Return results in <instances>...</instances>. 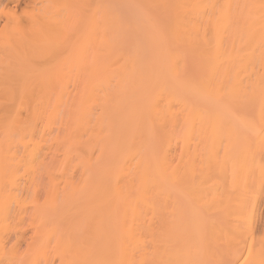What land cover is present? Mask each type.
Instances as JSON below:
<instances>
[{"label": "rangeland", "instance_id": "rangeland-1", "mask_svg": "<svg viewBox=\"0 0 264 264\" xmlns=\"http://www.w3.org/2000/svg\"><path fill=\"white\" fill-rule=\"evenodd\" d=\"M145 1L146 0H22L20 3H17L15 1L14 3L10 2L9 0H0V264H30V261L31 264H94V260L98 263L101 256L99 255V253L103 254V252H105V249H102L104 250L102 252L100 246L101 248H109V243L111 242L112 237L115 234V227H113L115 225L114 222H111L114 221L115 216L113 214L112 217L110 214V216L108 214L106 216V227H108L107 229L109 230L108 232L106 231L105 236H111V239L108 236L105 238H109L110 240H108L110 242L105 239L103 240L104 242H102L104 245L102 243L98 245V242L96 241L94 243L93 240L96 237L95 235H93V232L96 228L95 207L97 208L98 206H100L102 209L104 207V212L107 210V208H109L107 212H110V205L112 203V200L107 202L106 198H104L103 200L99 199V202L103 201L101 203L97 202L101 205L95 203L96 200L98 201V199H94L96 198V192L94 191H96V187H98L99 185L101 189L102 184L104 186V181L107 178H103L104 181L102 178H99V180L97 174L99 175L100 172L103 173L105 171L107 174H109L118 165L130 161L128 156V154H130L129 149L130 147H134L132 146L133 144L136 146V141L138 143V140L140 142L135 148L136 150H138V154L134 158H138L139 163H141V157L139 158V156H142L141 154H139V151L141 150L144 154H148L151 151V154L154 156H152L151 154H148L147 156L148 158H150L151 155V158L153 157V159H155H152L153 161L157 160L154 152L158 153L157 157L161 154L165 155L167 151L172 152H168L167 155H169L170 153L171 157H174L173 160L175 159L174 162L176 161L175 165L178 166L176 167L178 169L177 171L178 173L180 172V174L177 173V175H179V180H177L178 185L176 187L175 194L172 197L173 199L175 197V201H177V203H175L176 205L174 204V207H176V209L174 210V214L175 217L179 216L178 218L176 217V219H179V221H176L179 224L176 225L179 226L181 230L183 226H185L182 233H179L178 235V238L181 235H184V237H180L182 239H178V246H180L182 242H184V238H187L188 236L189 237L188 239H185V242L187 244L191 243V245L189 244V246L195 245L197 243L196 240L199 241V239H197V233H200L202 231V235H199V237H202L200 238L201 240H203L204 249L203 247H200V245H202L200 243H197L200 245L194 246L195 248L197 247L196 252H198V254L196 256V261H198L199 264H201L200 260H202V264L206 263V261H203V258L207 256L205 251L206 248L209 251V254L217 252V250L215 249H222L221 240L224 241V236H220L222 238L221 239L219 236L217 237L218 233L217 235H214L212 233L216 234V232L220 229L219 224L223 225L224 227L226 225H235L234 217H229L230 220L227 218L229 221H231L232 219L234 220L232 221V225L229 224L230 222H227V219L225 218L230 208V211L232 210L231 212L235 213L234 206H237L239 208V205H242V208H244L245 217L247 216L246 213L251 209L249 212L252 214L248 212L250 216L248 215L249 217L247 216V218L245 219L250 220V224L254 220V223L251 224V227L253 228L252 231H255L254 233L251 232L250 225H246L244 223V226H242L243 229L244 227H246L244 231L246 229L250 230L249 232L248 230L245 232L243 231L244 233L248 232V235H252L255 237L258 236V232L261 234V236L262 233L264 235V181L262 180L264 179V166L262 167L264 163H261L264 161V116H259L258 114L254 115L256 112H253V105L250 104L249 101L245 100V97H242V99L244 98L243 100L240 98L242 100L241 102H238L239 100L235 98L236 100H231L232 103L231 101L229 103L232 111H235L233 114L238 115H233L232 113H230L228 114V116L227 114H224L225 116H223L222 114L212 115V117H210L209 115H204L206 117H202L203 115L199 116V114L197 113L196 116L195 113L194 116H187L189 114L183 115L184 112L180 111L182 110V104H180V108L178 106V104L181 102L175 101L179 103L173 102L172 104H174L175 108H171L172 111H177V113L175 112L177 115L175 118V126L177 125V127H174L177 128V130L174 129V137H177L176 140H172V142L169 143L172 145H166L168 144L167 142L169 137L167 135V132H165V134L164 131L161 132V130L163 128L166 129L167 127H161V125L156 123L157 119L153 118V116L155 115L151 111L152 109L150 108V106L152 107L151 104L154 101L158 105L164 103L163 101L166 96L171 94V92L174 90V92L176 91L175 94H180L182 96L184 95L185 98L192 101H196V99H198L195 105L199 104V107L197 105L195 106L193 103V105L195 106V111L200 109L201 106L203 107L204 101L203 105L200 104L202 102L201 98H203V93L201 95H198L199 98L197 97V95H192V97H190L191 94L188 93L187 90L193 91V88L197 90V86L199 85V87L201 86L200 89H202L200 91V89L198 88V93H201L204 88L203 86L206 85L205 83L210 81L211 77L209 76L211 75H207V73L211 74L209 73L211 69H209L210 66H208L209 60H206V58L209 59L210 53H208L209 55L207 53L205 54L206 49L199 46V44L195 49H193V47L195 46H189L188 49V46L185 45H191L189 44L191 41L188 40L189 43H187V38L184 36H180L181 38L177 36V39H182V41L180 40L179 43L176 41L175 36L177 32L175 29V20L172 22L174 12L170 13L171 15L173 14V16L170 18L169 10L171 9V11L176 12L179 11V9L176 10V8L178 7H173L175 9H172V6H178V0H176L173 4H171L172 2H170L168 5H164L161 1L158 2L159 0ZM244 1L241 0L243 4L248 2L250 5L252 3L250 5L252 7H250L248 4L242 6V8H244L243 11L241 10L242 18L241 16H239V20L236 19L237 23L242 21V25L241 23H239V25L235 22L236 25H234L233 28L237 34L236 37H233L234 42H237L234 43L235 48L237 47V51L239 50L238 48H240L241 54L246 53V50L247 53H252L251 49L255 50L253 46L249 47V45L254 43L255 40L252 41V38L255 37H249L250 35H248L249 40H247V37L243 42L245 38L244 36H247L248 31L247 33H245V31L242 30L241 32L240 30L241 28L249 30L248 28L250 27L249 25L252 20L251 17H259V11H257L259 9L254 8H257V6L259 8L260 4L264 0H255L257 4H255L256 2L253 0L254 4L256 5L254 6V8L252 0L251 3L250 0ZM259 1L261 2L260 4ZM149 3H151L152 5ZM263 4L264 2L261 4V6ZM247 7L248 9H246ZM243 12H245V14ZM42 14H45L48 19L49 28L47 35L43 38L40 34H38L36 44L37 46L31 45L28 42H24V46L20 47V45L18 44L20 35L18 31L16 32L15 28L16 25H18L17 19H21L20 25L18 26L26 29V27H29V21L31 20L32 16L37 19V21H42ZM178 14H180V12L175 13V16H177ZM250 14H252L253 16ZM243 15L246 18L244 19L245 21L248 18L251 19H249L248 24H243V22H245L244 20H242L244 18ZM29 16H31L30 19ZM173 19H176V17H174ZM106 24H108V26H106L107 29L104 26ZM173 25L175 28L173 27ZM171 27L174 28V32L176 33H173L171 31L173 29ZM109 29L116 31L115 33L114 31H111V33L113 34L111 35ZM106 30L109 31V33H107ZM104 31H106V34H103ZM99 33H101L102 36H100ZM241 33H243L244 36ZM108 35H111L112 37H108ZM96 36L99 40V44H102V42L104 43L105 41H110V38L112 39L115 36V38L111 40L112 42H115V45L114 43H111V48L106 47V50L107 48L109 49L107 50L108 52L103 51L105 48L100 49L98 47L99 50H97L99 54L96 55ZM245 42L249 43V45ZM245 44L246 47H244ZM240 46L245 48L246 50L244 51V49H242ZM248 47L250 50H248ZM119 48L121 51L119 50ZM197 48L201 51H199ZM30 49L31 51L33 49V53H35L36 55L30 57ZM115 49L116 52L118 51L117 53L115 52ZM204 49L205 51L202 52V50ZM263 50L264 48H258V51L260 52H257V54L263 52ZM241 51H243V53ZM106 52L109 53V56L112 53L116 55H113L111 61L108 60L110 59L108 58L109 56H106V58L108 59L105 60V55H107ZM166 54L168 56H166ZM102 55L104 57L102 61H100V57H102ZM199 55L201 57H199ZM96 56L97 60L99 59V62H97L98 65H101V67H99L100 69H98V74H96ZM126 56L128 60L126 59ZM202 56H205V59ZM124 57L125 61H130L129 64L132 66H126L127 62L124 61ZM104 60L108 64L110 62L108 66H111H104ZM204 60L208 63H204ZM121 61L123 62V64L121 63ZM101 62H103V64H99ZM206 64L209 68L205 66ZM120 65H122L123 68H121ZM117 67H119V69H117ZM128 67H130V69ZM123 69H125V71H123ZM128 69L133 71L129 72ZM109 70H111L112 72L114 71L116 75L114 73H110ZM118 70L123 71V74L121 75V72ZM256 70H254V73L259 75L264 72L261 67H259L258 69V66L256 67ZM139 71L141 74L138 73ZM241 72L244 74H242ZM124 73H128L131 76L133 73L136 74H133L134 76L132 77L127 74V77L129 76L127 78L126 74ZM250 73H252L251 77ZM113 74L114 76H116V78L113 76ZM138 75H141L140 77H142V82L144 83H142V85H144L143 88L140 85L141 80L138 79ZM206 75L209 77H207L208 80H206ZM238 75H240L241 80L245 78L247 79V77H249V80L247 79V82L251 83H254L257 77V75H253V71H248L247 73V71L244 70H240ZM109 77L111 78L110 80L112 82L109 81ZM133 77L135 78V81L136 79H138V81L136 82H140L135 83V81L131 82V80H123L126 78L134 80ZM127 81L130 83H128ZM115 82H117V84L119 83V85L115 84ZM243 82L245 83L243 84L244 86H248V83L246 84L245 80H242V83ZM125 83L128 84H126L128 87L125 85ZM134 83L136 85L139 84V86H137L136 88V85H134ZM251 83H249V85H251ZM120 84L124 86H121ZM115 85L119 86L120 89L123 88L122 90H125L126 93L125 91L124 93H122L123 91H121ZM130 86L131 91H129ZM189 87L192 88L188 89ZM248 87L251 88V86ZM140 88L142 89V92L141 90H139ZM132 89L134 90V94L131 93L133 91ZM116 90L121 91L123 96L129 95V97L132 99L134 97V100L138 98L136 96H138L137 94H139V92L140 94H142L139 95V99L135 100L136 102L134 100H130L128 96L125 97L126 99L128 98V101H133L128 102L127 100H124L123 96V99L121 98V96H117L118 93L116 94ZM136 90L137 93L135 92ZM165 90L169 91L162 93L161 96L158 95ZM170 90L172 91L170 92ZM127 91L129 92V94H127ZM150 92L152 95L150 94ZM121 93L119 92L120 95ZM187 93L190 95H185ZM113 94L116 95V97ZM164 95L165 97H162ZM158 96H160L162 102L157 98ZM194 96L197 98H194ZM92 97H94L93 100L96 99V102L95 100L92 101L94 106H92V102H90L92 100ZM118 97H120L122 100V104H120V106L116 105L115 103L116 100H118ZM45 98H47V100L49 101L47 109L42 107V103L44 102ZM63 99L64 101H62ZM173 100H170L169 102ZM66 101L69 104V106L68 104H66L67 107H69L68 109H66L67 107L64 104ZM87 101L91 103L90 113L91 118L94 121V123L91 124V127L93 128H90V132L91 130H94V132L96 131V120H101L102 126H108L107 123L110 124V119L112 118L111 116L113 115V113L118 114L117 112H120V107H123L122 111H124H121L122 113H120L125 115L124 116L119 113L120 115L118 114L115 116L116 118L117 116H119L118 118L121 117L120 119L122 121L120 119H115L112 122V125H109L111 127V133H115L114 136H112L111 138L110 135L106 134V137H109L110 140H107L105 142L100 141L97 148L96 144H94L93 141L90 140L93 139V137L91 138L93 134H95L94 136H96V132L98 131L99 133L100 126L95 133L92 134L91 132V135L87 130L91 139H89L87 131H79V135L77 130L80 129L71 130V128L75 129L76 127L74 126L75 115H73V113H75L78 109V105L80 102L86 103ZM124 101H126V103ZM242 102H245L243 104L248 103V106H246L247 104L243 105ZM119 103H121L120 100ZM123 104L128 106H125L124 108ZM233 104L236 105L237 108L232 107ZM249 104L251 105V107H249ZM112 105H116V108L114 107V109L117 110L119 108V110L111 111L112 115L110 116L111 113L109 110L113 109ZM108 106H111L112 108ZM244 108L249 109L248 113H245L246 109L244 110ZM251 110L254 114L252 112L250 113ZM241 111H243V114L241 113ZM107 112H109V115H107ZM68 114H70V116L72 117H70L71 119L74 118L72 121L73 123L70 121L72 124L68 122V119L70 120ZM131 114L132 116H129ZM62 115H64L63 117H65V115L67 116L66 121L68 122H66L64 130L60 127V122L63 118ZM122 116L124 117L122 118ZM148 116L152 120L154 119V124H156L157 126L150 124L152 123V120L149 121L150 118ZM130 117L133 118L130 119ZM177 117H179V119H177ZM134 120L137 122H135ZM144 120H146V123L143 122ZM176 120L178 122H176ZM184 120L190 123L185 124ZM69 123L73 125H70V130L68 129ZM145 124L148 125L145 126ZM45 126H48L50 128L48 131L49 135L47 136L48 143L46 144L43 141L39 140L41 142L40 145V142L38 143L37 140V142L31 141L34 129L41 130L44 129ZM156 127L159 128L157 129ZM65 128H67L66 131L68 132H65ZM155 130L157 132H151ZM74 131H77L76 133L80 136L79 138H83V133L87 134V137H84L81 140L79 139L80 141L76 139V142L74 140L75 138L71 140L73 137H70V139L68 138L69 136H65L66 133L73 134L72 132ZM63 132L65 133L63 134ZM77 134H74L75 137H78ZM64 137L66 141L68 139L71 140H68L70 144H74L71 142H75L77 146L78 144H80L79 146L83 147L81 149V147L77 148L75 144L74 146L72 145V150L71 148L69 149L71 150V154L73 151L78 150V152H74L73 155L69 154V156H71L69 160L73 162V158L77 156L75 155L77 153L78 155H80V157H87L89 155V157L91 156L93 160L92 162L94 163L96 169L94 168L91 173H85L84 167L79 164L82 167L81 169V167L78 165L79 162H76L82 158L79 159L78 156V158L75 157V160L77 159L76 161L74 160L75 164L67 160L69 156L65 151L68 150H60L61 147L64 146L61 142L63 140L61 138ZM146 138L148 142L146 141ZM95 139L94 142L96 143ZM165 139H167V142H165ZM66 141L65 144H68V142ZM78 141L80 143H78ZM142 142L143 144H145L143 145ZM91 143H93V145ZM67 144L64 146V149H68L69 146H71L70 144H68L67 146ZM141 144L146 149L141 148V146H139ZM92 146L95 147L93 148ZM164 146L172 147H168L167 149H165ZM229 146L231 150L229 149ZM74 147L76 148L75 150H73ZM143 149L147 151L145 152V150ZM128 150L129 153L127 152ZM36 151L39 154L37 153L36 155ZM41 152L43 153V156H45L44 154H46L45 158H40V156L42 155ZM62 152H65L64 155ZM79 152L81 154H79ZM251 152H253V154ZM32 154L36 155V157L40 154L41 155L38 156L39 159L38 157L31 159L29 156H31ZM144 154V158L142 157V161L146 159V154ZM235 154H237L238 157H241V159L239 158L240 160H238V157ZM250 154L251 156H249ZM232 155L236 156L234 160ZM228 157L231 159H229ZM250 157L254 158L251 159ZM226 158L230 160L228 164L226 163V166L229 165V168L225 167L226 170L228 169L227 171L224 168L225 161L227 160ZM152 160L147 159L145 163H149ZM254 160L258 163V165L256 163V166H254ZM234 161L237 163H234ZM239 161H242V163L239 164ZM232 162L234 165H231ZM66 163H69L70 165ZM249 163L252 164V167H257L256 169L259 168V171L248 167L250 166ZM60 164L61 166H64L63 170L66 169V171L64 172L67 175L62 173L63 170H60ZM65 165H68L69 167L73 166L72 168L66 166L67 168H69L70 172L67 171L68 169L65 167ZM186 166L187 171L189 172L185 171ZM231 166H237L239 169L241 168L240 171L237 170L238 168L236 167L237 169L235 170V172H237V175H243H235V172L231 171ZM235 167L233 168V170L235 169ZM248 169L253 173L249 172ZM261 170H263L262 173ZM232 172L234 175H231ZM257 172L260 175L256 178ZM83 174H87V177H85V175L83 176ZM252 174H255L253 175L254 178L251 177ZM96 176L99 182L102 180L103 183H95V181H97ZM82 177L85 178V181ZM233 178L237 183L233 182ZM255 178L257 181L259 178H262L261 180L263 182L260 179V181L257 182L256 180H254ZM106 182L107 181H105V185H107ZM251 182H255L256 184L252 183L253 186H251ZM78 183H82L81 185L83 186L82 188L80 187V191L78 187L81 185H78ZM241 183L243 184L245 190L242 187ZM258 183H260V186L256 188L255 186H258ZM96 184L98 186H96ZM244 184L248 185H246L247 189ZM75 185H77V188L75 187V189L79 191L77 195V191L69 192L70 188ZM241 187L243 189H241ZM251 187H254L255 189H252ZM111 188L109 189L107 185L105 192L107 190L108 191L106 192L107 194L103 192L105 194L104 196H107L108 193L110 194V190H112ZM251 190L253 192H251ZM102 191H104L103 188ZM55 192H57L59 195ZM62 192L67 193V196L65 195L64 200L61 201L62 197L59 199V196ZM101 192L98 193V197L99 194L100 197H103V194ZM222 193L223 195L226 194V197L227 194H230L231 197H234L235 201L237 200L236 202H233L235 204L233 205L232 203L230 207L228 205L234 200L232 199L231 201V197L229 198V201L231 202H228L229 204L227 205L228 207H225V212L223 211L224 209L222 210L224 214L221 211V208H223L221 206H226V204H224V201L226 200L224 197H222ZM237 193H239V197H237ZM253 193H255V195ZM249 194L250 196H248ZM251 194H253V197H251ZM108 196L107 199H112L110 198L111 195L109 197ZM222 198L224 199V201H222L223 205L220 204V208L219 203H221L220 199ZM245 199H247L249 202L247 200L244 201ZM52 200L56 202V205L53 204L54 202ZM59 202L61 203V205ZM245 202L247 205L244 204ZM251 202L254 204L251 205ZM57 203H59L60 208L57 206ZM104 203H106V205ZM109 203L110 205L108 206ZM48 204L51 207H48ZM35 205L37 207H35ZM253 206L254 208L252 209ZM52 208H58L59 210L57 209L58 212L56 210L53 211ZM166 214L168 215V213ZM170 216L171 217H169L168 215L167 218L171 219L173 216V218L175 219L174 215L170 214ZM110 217L114 218L111 220L109 219ZM251 217L253 219H251ZM42 218H44L43 221ZM108 219L109 221H111L108 222ZM115 220L117 219L115 218ZM246 220L244 222H246ZM50 222L51 225H47L50 224ZM223 222H226L228 224H222ZM1 225L4 227L3 230ZM237 225L238 224L236 222V226ZM111 226L114 231H111ZM187 226H190V230L193 228V232H195L197 229L199 231L195 232L192 237V232L189 231V228ZM192 226H197V229ZM203 226H206L207 228ZM210 226L212 227L210 228ZM216 227L218 230L216 229ZM211 229H213L214 232ZM108 233H112V235H109ZM204 233L207 235V237L203 236L205 235ZM259 238L264 239V236L260 237L259 235ZM212 241H214V244H216L217 246L214 245ZM210 243L214 246L212 247V249ZM105 244H107V246ZM95 245L99 249L96 248ZM207 245L210 246V249ZM199 247L200 249L198 250ZM201 248L204 251H201ZM96 249L98 251L100 250L101 252H98ZM95 250L98 254L95 253ZM244 251L246 254H243L241 257L243 263L241 262V260H239V263L237 264H249V243L244 248ZM94 253L96 255H99V259L96 256L98 260L94 256ZM200 253H202V255ZM108 254L109 250L107 251V255ZM198 257H200L201 259L199 258L200 260H198ZM205 258H208V256Z\"/></svg>", "mask_w": 264, "mask_h": 264}, {"label": "bare ground", "instance_id": "bare-ground-1", "mask_svg": "<svg viewBox=\"0 0 264 264\" xmlns=\"http://www.w3.org/2000/svg\"><path fill=\"white\" fill-rule=\"evenodd\" d=\"M10 2H17V3H20L22 0H9ZM146 1H149V0H146ZM145 1V2H146ZM163 2V4L164 5H168L170 2H172L171 4H173L176 0H159L158 2ZM244 1V0H243ZM247 1H249V0H247ZM255 1V0H254ZM257 1V0H256ZM255 1V2H256ZM14 2V3H15ZM144 2V1H143ZM241 0H178V6H172V9L174 10L176 7H178V8H176V10L177 9H179V11H177V12H180V14H178L177 16H175V13H177L176 11H171V9L169 10V14L170 13H173L174 12V16H173V14L171 15L170 14V18L172 17V22L175 20V27H174V25H173V27L176 29V32H177V34H176V36H175V39H176V41L179 43V41L181 40L182 41V39H177V36H179V38H181L180 36H184V37H186L187 38V41L188 40H190L191 42L189 43V41L187 42V43H189V44H191V45H185V46H188V49H189V46H191V47H193V46H195V47H193V49H195L197 46H198V44H199V46H201L202 48H205L206 49V52H205V54L207 53H210V55H209V59L208 58H206V60H209V63L208 62H205V60H204V63H208V66H210V68L207 66V64L205 65V66H207L209 69H211V71L209 72V73H211V74H208L207 73V75H211V76H209V77H211V79H210V81L209 82H207V83H205L206 85H204L203 87V90H202V92L201 93H198L199 92V90H198V88L200 89V87H199V85L197 86L198 88H197V90H195V88H193V91L191 90H187V92L188 93H190L191 94V96L190 97H192V95H197V97H198V95L200 94H202L203 93V98H201L202 99V102L200 103V102H198V103H200V104H202L203 105V101H204V106L202 107L201 106V108L200 109H198V110H194V108H195V106L197 105L198 107H199V104H196L195 105V103H196V101L198 100V99H196V101L194 100V101H192V100H190V99H187V98H185L184 97V95L182 96V95H178V94H175L176 93V91L174 92V90L172 91V90H170V92H171V94H169V95H167L166 96V98L164 99V98H162V99H164V103H162V104H156V102L154 101L151 105H152V107L150 106V108L152 109H150L153 113H154V115L155 116H153V118H156L157 119V124H159V125H161V127H163V126H165V127H167L166 129H160L161 130V132L162 131H164V133L165 132H167V135H168V142L166 141L167 139H165V142H167L168 144H166V145H172V144H169V143H171L172 142V140H176V137H174V129H176L177 130V128H174V127H177V125L175 126V118H176V113H177V111H172V108L174 107V104H172L173 102L174 103H179V102H175V101H180L181 103H179L178 104V106H179V108H180V104H182V107H181V109L182 110H180V111H182V112H184L183 113V115L184 114H189V115H187V116H194V113H195V116L197 115V114H199V116L201 115H203L202 117H206V116H204V115H209L210 117H212V115H222L223 114V116H225L224 114H227V116H228V114H230V113H234L233 111H232V108H230V105H229V103H230V101L232 100H234L235 98H237L239 101L238 102H241L243 99H242V97H245L246 99L245 100H247V101H249V103L250 104H252L253 106V108H254V110H253V112L255 111L256 113L254 114L253 112H252V110L250 111V113L252 112L254 115H256V114H258L259 116H264V72L262 73V74H256V73H254V70H256V67L258 66V69H259V67H261V69H263L264 70V50H263V52H261V53H258L257 54V52H260V51H258V48H260V49H262V48H264V4L261 6V4L264 2H260L259 1V4H260V7L258 8V6H257V8H254V6H256L255 4H257V2L254 4V2H253V0H252V2H253V8L254 9H259V10H257V11H259L258 13H259V17L257 16H254V17H256V18H254V17H251L252 18V20L250 19V18H248L246 21L244 20V19H246L245 17H244V15H243V19L242 20H244L245 22H243V24L245 23H247L248 24V21H249V19L251 20V22H250V27L248 28L249 30H246L245 28L244 29H242L241 27V32H242V30L243 31H245V33H247V31H248V33H247V36H244V34L243 33H241V34H243V36L245 37L244 38V40H243V42L246 40V38L248 37V35H250L249 37H255V38H252V41H254V43H252L251 45H249V43H246V44H248L249 45V47H251V46H253L254 47V49L255 50H252L251 49V51H252V53H247V50L245 49V48H243V47H241L242 49H244V51L246 50V53H244V54H241L240 53V48H238L239 50V52L237 51V47L235 48V42H234V39H233V37H236V32H235V30L233 29L234 28V25H236L235 24V22L237 21V20H239L238 19V17L239 16H241V18H242V14H241V10L243 11V9L244 8H242V6H244L245 4H248L249 5V3L247 2V3H245V4H243V2H241ZM245 2V1H244ZM148 3V2H147ZM151 3H152V1H151ZM151 3H149V4H151ZM154 3V2H153ZM250 3H251V0H250ZM162 4V5H163ZM252 4V3H251ZM250 4V5H251ZM152 5V4H151ZM249 5V6H250ZM147 6V5H146ZM247 6V5H246ZM173 7H175V8H173ZM250 7H252V6H250ZM246 9H248V7L246 8ZM166 10V9H165ZM164 11V10H163ZM171 11V12H170ZM248 11V10H247ZM246 11V12H247ZM156 12V11H155ZM244 14H245V12H243ZM248 13V12H247ZM241 14V15H240ZM254 14V13H253ZM250 15H252V14H250ZM253 16V15H252ZM30 17L31 16H29V19H30ZM174 17H176V19H173ZM97 18V17H96ZM108 18V17H107ZM169 18V19H170ZM240 18V17H239ZM237 19V20H236ZM41 20L42 21H37V19H35L33 16L31 17V20L29 21L30 22V24H29V27H26V29L24 28H22V27H20V26H18V25H20V22H21V19L20 18H18L17 19V24L18 25H16V32L18 31V33H19V35H20V37H19V42H18V44L20 45V47L22 46H24V42H28L29 44H31V45H34V46H37L36 44H37V36H38V34H40L41 35V37H45L46 35H47V33H48V19H47V16H45V14H42L41 15ZM171 20V19H170ZM106 21V20H105ZM105 21H104V23H105ZM241 21V20H240ZM170 22V21H169ZM171 22V23H172ZM242 22V21H241ZM241 22H239V23H241ZM107 23V22H106ZM113 23H115V22H113ZM120 23V22H119ZM237 23V22H236ZM239 23H237V24H239ZM110 24H111V22H110ZM103 25V24H102ZM240 25V24H239ZM241 25H242V23H241ZM105 27L106 26H108V24H106V25H104ZM113 26V25H112ZM115 26V25H114ZM173 27H171V28H173ZM18 28V29H17ZM96 28H97V25H96ZM109 28V27H108ZM174 28L171 30L173 33H176V32H174L175 30H174ZM106 29H107V27H106ZM170 29V28H169ZM237 29V28H236ZM103 30V29H102ZM110 30V29H109ZM107 31V30H106ZM106 31H104L103 32V34H106ZM111 31L113 32L114 30H110V34L111 35H113L112 33H111ZM116 31V30H115ZM115 31H114V33H115ZM234 31V32H233ZM239 31V32H240ZM149 32V31H148ZM102 33V32H101ZM101 33H99V35L100 36H102V34ZM107 33H109V31H107ZM234 33H235V36H234ZM97 34V33H96ZM171 34V33H170ZM111 35H108V37L110 36V37H112ZM134 35V34H133ZM132 35V36H133ZM175 35V34H174ZM246 35V34H245ZM130 36V35H129ZM172 36V35H171ZM40 37V38H41ZM48 37V36H47ZM104 37V36H103ZM169 37V36H168ZM249 37L247 38V40H249ZM42 38V39H43ZM105 38V37H104ZM114 38H115V36H114ZM114 38H112V39H114ZM111 38H110V41L112 40ZM167 39V38H166ZM236 39V38H235ZM104 40V39H103ZM106 40V39H105ZM184 40V39H183ZM95 41H96V55H98L99 53H98V47L101 49V48H105L103 51H107V50H109L108 48H107V50H106V47H109V48H111L112 47V44L111 43H114V45H115V42H110V41H105L104 43L102 42V44L100 43L99 44V40H98V38H97V36H96V39H95ZM100 41H101V39H100ZM124 41V40H123ZM165 41V40H164ZM173 41V40H172ZM175 41V40H174ZM167 43V42H166ZM196 45H195V44ZM237 43V42H236ZM159 44V43H158ZM183 44V43H182ZM181 44V45H182ZM185 44V43H184ZM246 44H245V46L244 47H246ZM113 45V46H114ZM238 45V44H237ZM166 46V45H165ZM164 46V47H165ZM172 46V45H171ZM183 46V45H182ZM14 47V46H13ZM26 47V46H25ZM28 47V46H27ZM184 47V46H183ZM249 47H248V50H250L249 49ZM252 47V48H253ZM29 48V47H28ZM98 49V50H97ZM161 49V48H160ZM191 49V48H190ZM198 49V48H197ZM197 49H196V51H197ZM201 49V48H200ZM205 49L204 50H202V52H204L205 51ZM241 49V50H242ZM119 50H120V48H119ZM199 50V49H198ZM121 51V50H120ZM195 51V52H196ZM199 51H201V50H199ZM198 51V52H199ZM100 52H101V50H100ZM108 52V51H107ZM106 52V53H107ZM113 52H114V50H113ZM115 52H116V49H115ZM118 52V51H117ZM116 52V53H117ZM242 53H243V51H241ZM2 53H5V52H2ZM30 57L31 56H34V55H36L35 53H33V49H32V51H31V49H30ZM45 53V52H44ZM104 53V52H103ZM119 54V53H118ZM168 54V53H167ZM166 54V56H168ZM112 55V56H111ZM113 53L112 54H110V56H109V53H107V55H105V60L106 59H108V58H110V59H108V60H110L111 61V58L113 57ZM116 55V54H115ZM114 55V56H115ZM208 55H207V57H208ZM106 56L108 57V58H106ZM100 57V56H99ZM103 55H102V57H100L101 58V60L100 61H102V59H103ZM172 57V56H171ZM199 57H201L200 55H199ZM203 58L205 57V56H202ZM202 58V59H203ZM33 59V58H32ZM124 59V61H125V57L123 58ZM126 59H127V56H126ZM205 59V58H204ZM99 60V59H98ZM97 60V56H96V74H98L99 73V70L98 69H100L99 67H101V65L99 66L98 65V63L97 62H99ZM104 60V62H105V65L104 66H108L109 64H110V62H109V64L108 63H106V61ZM128 60V59H127ZM127 60L125 61V62H127ZM108 62V61H107ZM129 62L130 61H128L127 62V64H126V66H128V65H130L129 64ZM121 63L123 64V62L121 61ZM204 63H203V65H204ZM99 64H103V62H101V63H99ZM168 64V63H167ZM177 65V64H176ZM111 66V65H110ZM110 66H108V67H110ZM121 66V68H123L122 67V65H120ZM130 66H132V65H130ZM204 66V67H205ZM104 68H106V67H104ZM129 69H130V67H128ZM117 69H119V67H117ZM116 69V70H117ZM128 69V71L130 72V71H133V70H129ZM176 69V68H175ZM114 70V69H113ZM207 70V69H206ZM240 70H244V71H247V73H248V71H253V75H257V77H256V80L254 81V83L252 82H247L248 80H249V77H247V79L245 78V79H242L243 81L245 80L246 81V84L248 83V86H251V88H249L247 85V87L246 86H244L243 84H245L244 82L242 83V80H241V77H240V75H238V73H239V71ZM262 70V71H263ZM118 71H120V72H118V73H120L121 75L123 74V71H125V69H123V71H121V70H118ZM175 71V70H174ZM177 71V70H176ZM208 71V70H207ZM257 71V70H256ZM261 71V70H260ZM107 72H108V70H107ZM106 72V73H107ZM109 72L110 73H114V71L112 72L111 70H109ZM127 72V71H126ZM117 73V74H118ZM139 74H141L140 73V71L138 72ZM171 73V72H170ZM177 73V72H176ZM242 73V72H241ZM115 75H116V73H114ZM114 74H113V76H114ZM124 74H126V77H127V74L128 73H124ZM134 75L136 74V73H133ZM132 74V76H134ZM172 74V73H171ZM242 74H244V73H242ZM246 74V73H245ZM119 75V74H118ZM129 76H131L130 74H128ZM173 75V74H172ZM206 75V78L208 77ZM255 75V76H256ZM109 76V75H108ZM128 76V77H129ZM131 76V77H132ZM141 76V75H140ZM139 75H138V79H140L141 80V82H140V85H141V87L143 88V86L144 85H142V77H140ZM178 76V75H177ZM249 76V75H248ZM252 76V73H250V77ZM107 77V76H106ZM115 78H116V76H114ZM123 77V76H122ZM127 77V78H128ZM180 77V76H179ZM208 77V78H209ZM242 77H244V76H242ZM123 79V80H131V82H133V81H135V78H134V80H132V79ZM205 78V79H206ZM208 78L206 79V80H208ZM253 78V77H252ZM109 79V81H111L110 79V77L108 78ZM138 79H136V81H138ZM204 79V80H205ZM106 80V79H105ZM202 80V79H201ZM205 80V81H206ZM107 81V80H106ZM118 81V80H117ZM135 81V83H139V82H136ZM144 81V80H143ZM112 82V81H111ZM128 82V81H127ZM145 82V81H144ZM201 82V81H200ZM204 82V81H203ZM121 83V82H120ZM124 83V82H123ZM128 83H130V82H128ZM134 83V85H136ZM249 83H251V85H249ZM115 84H117V82H115ZM127 83H125V85H126ZM133 84V83H132ZM144 84V83H143ZM117 85H119V83L117 84ZM117 85H115V86H117ZM121 85V84H120ZM128 85V84H127ZM126 85V86H127ZM188 85V84H187ZM190 85V84H189ZM201 85H202V83H201ZM121 86H124V85H121ZM120 86V87H121ZM137 86H139V84L138 85H136V88H137ZM159 86H161V85H159ZM192 86V85H191ZM118 88H119V86H117ZM116 87V88H117ZM128 87V86H127ZM132 87H135V86H132ZM149 87H150V85H149ZM130 88H131V86L129 87V91H131L130 90ZM145 88V87H144ZM192 88V87H191ZM190 87L188 88V89H191ZM120 89V88H119ZM123 88H121L120 90L121 91H123L122 90ZM124 89H126V88H124ZM185 89H187V88H185ZM184 89V90H185ZM202 89V88H201ZM201 89H200V91H201ZM128 90V89H127ZM133 90V89H132ZM134 90H135V88H134ZM134 90L131 92V93H133L134 92ZM139 90H141V92H142V89L140 88ZM149 90V89H148ZM159 90V89H158ZM183 90V91H184ZM117 91V90H116ZM119 91V90H118ZM116 92V94H117V96L119 95V96H121V98H122V93H124V91L121 93V91H119L120 93H121V95L119 94V92ZM167 90H165L164 92H161V94H158V95H162V93H165ZM169 91V90H168ZM167 91V92H168ZM195 91V92H194ZM6 92V91H5ZM25 92V91H24ZM23 92V93H24ZM136 93H137V90L135 91ZM151 92H153V91H151ZM151 92H150V94H151ZM182 92V91H181ZM114 93V92H113ZM125 93H126V91H125ZM159 93V92H158ZM185 94V95H190V94ZM108 94H110V93H108ZM115 94V93H114ZM113 94V95H114ZM127 94H129V92L127 91ZM134 94V93H133ZM142 94V93H141ZM140 94V92H139V94H137L138 96H136V97H138V98H136V99H139V95H141ZM154 94V93H153ZM166 94H168V93H166ZM136 95V94H135ZM134 95V96H135ZM152 95V94H151ZM156 95V94H155ZM154 95V96H155ZM115 97H116V95H114ZM128 97H129V95H127ZM126 95H124L123 96V98H124V100H127L125 97H127ZM147 96V95H146ZM160 96H158L157 98L158 99H160ZM194 96V98H197V97H195ZM95 97H96V95H95ZM141 97V96H140ZM149 97H151V96H149ZM162 97H165V95L164 96H162ZM93 98L94 97H92V100L90 101V102H92V101H94L95 100V102H96V99H94L93 100ZM121 98L120 97H118V100H116V105H119L120 106V104H122V100H121ZM122 98V99H123ZM130 98V97H129ZM154 98V97H153ZM152 98V99H153ZM156 98V99H157ZM199 98V97H198ZM242 100H241V99ZM248 98V99H247ZM116 99V98H115ZM135 99V100H136ZM146 99H147V97H146ZM167 99H169V100H167ZM174 99V100H173ZM14 100V99H13ZM87 100V99H86ZM89 100V99H88ZM119 100L121 101V103H119ZM130 100H134V97H133V99L132 98H130ZM134 100V101H135ZM161 100V99H160ZM159 100V101H160ZM170 100H173V101H171V102H169ZM236 100V99H235ZM62 101H64V99L62 100ZM128 101V100H127ZM138 101V100H137ZM192 101V102H191ZM232 101H231V103H232ZM67 102V101H66ZM64 103L65 105L66 104H68V102L67 103ZM89 101H87L86 103H82V102H80L79 103V105H78V109L76 110V112L75 113H73V115H75V124H74V126H76L75 127V129H72L71 128V126H73V125H71L73 122V119H71L72 117L70 116V114H68V116H69V118H70V120L68 119V122H70L69 124H68V126H69V130H70V128H71V130H76V129H80V130H77L78 131V133H79V135H80V132L79 131H83V132H85V131H89L90 132V128H93V127H91V124L92 123H94V121H93V119L91 118V113H90V110H91V105L92 106H94L93 105V102H92V104L90 103ZM125 103H126V101H124ZM123 102V103H124ZM128 102H133V101H128ZM136 102V101H135ZM161 102H162V100H161ZM237 102V101H236ZM48 103H49V101L47 100V98H45L44 99V102L42 103L43 105H42V107H44L45 109H47L48 108ZM193 103H194V105H193ZM243 103H245V102H242V104ZM60 104V103H59ZM63 104V103H62ZM91 104V105H90ZM114 104V103H113ZM129 104H131V103H129ZM239 104V103H238ZM247 104V105H246ZM246 104H243V105H246V106H248V103H246ZM249 104V107H251V105ZM2 105V104H1ZM61 105V104H60ZM116 105L115 106H113V109L112 110H109L110 111V113H111V111H113V110H116V109H114V107L116 108ZM150 105V104H149ZM170 105H173V106H170ZM232 105V104H231ZM240 105V104H239ZM239 105H238V107H239ZM242 105V106H243ZM63 106V105H62ZM68 106H69V104H68ZM96 106V105H95ZM123 106H124V108H125V104H123ZM128 106V105H127ZM126 106V107H127ZM178 106H177V108H178ZM64 107V106H63ZM66 107H67V105H66ZM108 107H111V106H108ZM118 107V106H117ZM172 107V108H171ZM232 107H236V105H234L233 104V106ZM244 107V106H243ZM4 108V107H3ZM2 108V109H3ZM6 108V107H5ZM65 108V107H64ZM69 107H67L66 109H68ZM77 108V107H76ZM93 108V107H92ZM112 108V107H111ZM123 107H120V112L123 110L122 109ZM175 108V107H174ZM237 108V107H236ZM1 109V108H0ZM240 109H243V108H240ZM246 108H244V110H245ZM250 109H252V108H250ZM117 110H119V108L117 109ZM116 110V111H117ZM174 110V109H173ZM178 110V109H177ZM232 111V112H231ZM248 111H249V109H246L245 110V113H248ZM120 112H117L118 114L120 113ZM122 112H124V111H122ZM121 112V113H122ZM239 112H240V110H239ZM70 113H72V112H70ZM109 112H107V115H109L108 114ZM120 113V114H121ZM126 113V112H125ZM128 113H130V112H128ZM150 113V112H149ZM193 113V114H192ZM197 113V114H196ZM241 113L243 114V111H241ZM63 114V113H62ZM118 114H115V113H113V115H112V113L110 114V116L112 117L110 120V124L112 125V122L115 120V119H120V118H118L119 116H117V118L115 117L116 115H118ZM119 114V115H120ZM127 114V113H126ZM152 114V113H151ZM192 114V115H191ZM67 115V114H66ZM65 115V117H63L64 115H62V120H61V122H60V127L61 128H63V130H64V126L66 125V116ZM121 115H124V114H121ZM233 115H238V114H233ZM125 116V115H124ZM124 116H122V118L124 117ZM129 116H132V114L131 115H129ZM139 116V115H138ZM208 116V117H209ZM231 116V115H230ZM133 117H135V116H133ZM133 117H130V119L131 118H133ZM149 117V116H148ZM152 117V116H151ZM169 117V118H168ZM218 117H220V116H218ZM129 118V117H128ZM127 118V119H128ZM150 118V117H149ZM262 118V117H261ZM177 119H179V117H177ZM121 120V119H120ZM126 120V119H125ZM136 120V119H135ZM134 120V121H135ZM138 120V119H137ZM143 120V119H142ZM142 120H140V121H142ZM149 120V119H148ZM152 119L150 118V120L149 121H151ZM122 121V120H121ZM146 120H144L143 122L144 123H146L145 122ZM67 122V123H68ZM135 122H137V121H135ZM176 122H178L177 120H176ZM149 123V122H148ZM155 123V121H154V119L152 120V123H150V124H152V125H156V124H154ZM184 123L185 124H187V123H190V122H188V121H185L184 120ZM96 125V131H97V129H99V126H100V129H99V133H98V131L96 132V136H94L95 134H93V133H95L94 132V130L92 131L91 130V132H92V134H93V136H91V138L93 137V139L92 140H90V141H93V143L94 144H96V148H97V146L99 145V143H100V141L102 142H105V141H107V140H110V138L109 137H106V134H108V135H110V137L112 138V136H114V132H113V134L111 133V125L110 124H108L107 123V125L108 126H102V124H101V120H96V123H95ZM143 124V123H142ZM178 124V123H177ZM71 125V126H70ZM110 125V126H109ZM148 125V124H147ZM146 124H145V126H147ZM151 125V126H152ZM214 125V124H213ZM129 126V125H128ZM157 126V125H156ZM31 127V126H30ZM214 127V126H213ZM67 128H65V132H68V131H66V129ZM157 129L159 128V127H156ZM49 127L48 126H45L44 127V129H41V130H37V129H34V131H33V136L31 137V141H38V143L40 142L39 140H41V141H43L44 143H48V140H47V136L49 135ZM145 129H146V127H145ZM168 129V130H167ZM29 130H31V129H29ZM62 130V131H63ZM175 130V131H176ZM77 131H74V132H72L73 134H70V133H66L65 134V136H69L68 138H70L71 140H73L74 138V140L77 142V140L76 139H83L84 137H87V134H88V137H89V139H91L90 138V136H89V132L87 133V134H85V133H83L82 135H83V138H79L80 136L76 133ZM65 132H63V134L65 133ZM91 132H90V135H91ZM151 132H157L156 130L155 131H151ZM77 134L78 135V137H75V135ZM166 134V133H165ZM177 134V133H176ZM70 135H74V136H70ZM81 135V136H82ZM86 135V136H85ZM64 136V135H63ZM62 136V137H63ZM126 136V135H125ZM147 137V136H146ZM96 138V139H95ZM173 138H175V139H173ZM61 139H63L61 142H62V145H66L65 144V137L64 138H61ZM67 139V138H66ZM94 139L96 140V143L94 142ZM69 140V139H68ZM66 141V142H68V144H70L69 143V141H71V140H69V141ZM79 140V141H80ZM135 140H137V139H135ZM141 140H143V139H141ZM36 141V142H37ZM78 141V143H80ZM146 141L148 142V140H147V138H146ZM140 141L138 140V143H139ZM145 142V141H144ZM71 143H74L75 145H76V143L75 142H71ZM93 143H91L92 145H93ZM138 143H137V141H136V146L138 145ZM176 143V142H175ZM174 143V144H175ZM261 143V142H260ZM37 144V143H36ZM68 144H67V146H68ZM74 144H70L71 146H69V148L68 147H66V148H68V149H64V146H60L61 147V151H65V150H68V151H65L66 152V154L69 156V154H71V150H72V147L74 146ZM142 144H143V142H142ZM139 145V146H141V148H145V147H143V145L145 144H143V145ZM173 144V145H174ZM191 144V143H190ZM39 145V144H38ZM40 145H41V142H40ZM43 145V144H42ZM61 145V144H60ZM73 145V146H72ZM80 144H78V146L76 145V147L78 148V147H81V146H79ZM131 145V144H130ZM164 145H165V143H164ZM132 146H134V147H130V154H128V156H129V160L130 161H127V162H125V163H122V164H120V165H118L114 170H112V172H110L109 174H107L106 173V171L105 170H103V171H105V172H100L99 173V175L97 174V176H98V179L100 178H106V180L105 181H107L106 182V184L108 185V188L110 189L111 188V186H112V190H110V194L108 193V195L110 196V198H112V199H107V196H104L105 194L103 193V192H105V189H106V187H107V185H105V181H104V179H103V181H104V186H105V188H104V186H103V184H102V186H101V189H100V185L98 186L97 184H99V183H103V181L101 180L100 182H99V180L97 179V176H96V180L97 181H95V183H97L96 184V186H98V187H96V191H94V192H96V194H95V196H96V198H94L95 200L96 199H98V201L96 200V202L95 203H101V202H103V201H101V202H99V199H101V200H103L104 198H106V200H107V202L108 201H111L110 203H111V205H110V203L108 204V206L110 205V209H111V213L109 212H107V210L109 209V208H107L106 206V208H107V210L104 212L103 210H104V207H103V209L100 207V206H98L97 208L95 207V210H96V218H95V231L93 232V235H95L96 237L94 238V243H95V241L96 242H98V245H100V243H102V242H104L103 240H105V239H109L111 236H108L109 238H105V237H107V236H105V234H106V231L108 232V230L109 229H107L108 227H106L107 225V221H106V219H107V214L109 215H111V217H112V214L115 216V218L117 219V220H115V218H114V221H111L113 218H109V219H111L110 221L111 222H114V225L115 226H113V227H115L114 229H115V234L113 235V237H112V240H111V242L109 243V248H101V246H100V249L102 250V249H105V252H103L104 250H102V252H103V254H101V253H99V255H101L100 256V259H99V255H96V254H98L97 252H96V250H95V257L97 256L98 257V259L100 260V261H98V263H97V261H95L94 260V264H199V262L198 261H196V256H197V254H198V252H196V249H197V247L195 248L194 246H196V245H200V244H202V245H200V247H203L204 245H203V240H201V238L199 237V235H202V231L200 232V233H197V239H199V241H201V242H199V241H197L196 240V242L197 243H200V244H197L196 242V244L195 245H192V246H189V244L191 245V243H189V244H187L186 242H185V239H188V237L187 238H184V242H182V246L180 245V246H178V241L180 240V239H182V238H180L181 236H183L184 237V235H181L179 238H178V235H179V233H182V231H183V228L185 227V226H183V228H182V230H181V228L179 227V226H177L176 224H179V223H177L176 221H179V219H176V217L178 218L179 216H176L175 217V214H174V210L176 209V207H174V204L175 203H177V201H175V197H174V199L172 198L173 196H174V194H175V190H176V187H177V180H179L178 178H179V175H177V173H178V169L176 168V167H178V166H176L175 165V162H174V160H173V158L174 157H171V154L169 153V155H167L168 154V152H171V151H167L166 152V154L164 155V154H161V155H159L158 157H157V155H158V153H155L154 152V154H155V156H156V158H157V160L156 161H153V160H155V159H153V157L151 158V151H150V153H148V154H151L150 155V158H148V154L147 153H145L146 154V159L144 160V161H142L143 159H142V157H143V151L141 150V151H139V154H141L142 156H139V158L141 157V163H139L138 162V158L137 159H135L134 157L138 154V150H136L135 148H136V146L133 144ZM147 146V145H146ZM38 147V146H37ZM44 147V146H43ZM93 148L95 147V146H92ZM165 147V149H167L168 147H166V146H164ZM172 147V146H171ZM171 147H169V148H171ZM46 148V147H45ZM71 148V150H69ZM83 147H81V149H82ZM233 148V147H232ZM254 148V147H253ZM37 149V148H36ZM76 148L74 147L73 148V150H75ZM85 149V148H84ZM83 149V150H84ZM91 149V148H90ZM90 149H89V151H90ZM128 149V148H127ZM140 149V148H139ZM146 149V148H145ZM145 149H143V150H145ZM148 149V148H147ZM173 149V148H172ZM229 149H230V146H229ZM39 150H40V147H39ZM44 150V149H43ZM42 150V151H43ZM46 150V149H45ZM86 150V149H85ZM84 150V151H85ZM88 150V149H87ZM129 150L127 151L128 153H129ZM231 150V149H230ZM80 151V150H79ZM82 151V150H81ZM147 150H145V152H146ZM166 151V150H165ZM44 152V151H43ZM47 152V151H46ZM64 152V153H65ZM74 152L76 153V152H78V150L77 151H73L72 152V154L71 155H73L74 154ZM143 154H142V153ZM226 152H229V151H226ZM37 151H36V155H37ZM42 153V152H41ZM63 153V152H62ZM64 153H63V155H64ZM172 153V152H171ZM252 154H253V152H251ZM39 154V153H38ZM65 154V155H66ZM79 154H81L80 152H79ZM144 154V155H145ZM257 154V153H256ZM36 155H31V156H29L31 159L32 158H37L38 156H40V155H38L37 157H36ZM45 156H46V154H44ZM66 155V156H67ZM75 155H77L78 157H79V159L80 158H82V159H80V160H78V161H76L75 160V157L76 158H78L77 156H75ZM73 157V162L72 161H70L69 160V158L71 157V156H69L68 157V159L67 160H69L71 163H74V160L76 161V162H79L78 163V165L80 164L82 167H84V169H85V173H91L92 171H93V169L95 168V166H94V163L92 162L93 160H92V158H91V156L89 157V155L87 156V157H80V155H78V153L77 154H75ZM163 155V156H162ZM173 155V154H172ZM225 155H227V154H225ZM229 155H230V153H229ZM234 155V154H233ZM232 155V157H233V160H234V158L237 156L238 157V155L237 154H235L236 156H233ZM42 156V157H41ZM40 156V158H45V156H43V153H42V155ZM81 156H83V155H81ZM152 156H154V155H152ZM162 156V157H161ZM168 156H170V157H168ZM249 156H251V154L249 155ZM254 156V155H253ZM160 157V158H159ZM231 157V156H230ZM246 157V156H245ZM255 157V156H254ZM254 157H252V158H254ZM91 158V159H90ZM144 158V157H143ZM172 158V159H171ZM229 158V157H228ZM241 159V157H238V160H240ZM251 158V157H250ZM251 158V159H252ZM38 159H39V157H38ZM147 159H149V160H152L151 162H149V161H147V162H149V163H145L146 162V160ZM227 159V158H226ZM225 159V160H226ZM229 159H231V158H229ZM66 160V161H67ZM224 160V161H225ZM228 160V159H227ZM225 161V166H224V168L225 167H228V166H226L227 164H228V162H230V160H228V161ZM237 160V159H236ZM248 160V159H247ZM256 160V159H255ZM254 160V166H256V163L258 162L257 160V162ZM66 161H64V162H66ZM68 161V162H69ZM219 161V160H218ZM246 161V160H245ZM39 162V161H38ZM95 162V161H94ZM143 162V163H142ZM240 163L239 164H241L242 163V161H239ZM227 163V164H226ZM234 163H237V162H235L234 161ZM246 163H247V161H246ZM253 163V162H252ZM262 164L264 163V161L263 162H261ZM65 164V163H64ZM66 164H68V165H70L69 163H66ZM75 164V163H74ZM248 164V163H247ZM260 164V163H259ZM62 165H63V161H62ZM68 165H65V167L67 166V167H69ZM72 165V164H71ZM79 165V166H80ZM96 165H97V161H96ZM231 165H234L233 164V162L231 163ZM246 165V164H245ZM249 165L250 166H248V167H251L252 169H256V168H254V167H252L251 165V163H249ZM257 165H258V163H257ZM60 166H61V164H60ZM80 166V167H81ZM101 166V165H100ZM241 166V165H240ZM264 166V164L262 165V167ZM63 167L64 166H61V168H60V170H63ZM66 167V168H67ZM71 167V166H70ZM69 167V168H70ZM73 167V166H72ZM71 167V168H72ZM80 167H79V169H80ZM82 167H81V169H82ZM232 167V166H231ZM235 166H233L232 168H231V171H233V172H235V170L238 168L237 166V168L235 167V169L233 170V168H234ZM247 167V168H248ZM261 167V168H262ZM69 168H67L68 170V172H70L69 171ZM229 168V167H228ZM244 168V167H243ZM65 169V168H64ZM96 169V168H95ZM189 169V168H188ZM250 169V168H249ZM249 169H248V171H249ZM251 169V170H252ZM263 169V168H262ZM225 170H226V168H225ZM228 170V169H227ZM226 170V171H227ZM237 170H240L241 171V168L239 169H237ZM245 170V169H244ZM259 171V168L258 169H256V171ZM64 171H66V169L65 170H63L62 171V173L63 174H66ZM185 171H187V166H186V170ZM185 171H184V174H185ZM262 171L263 170H261V173H262ZM187 172H189V171H187ZM233 172L231 173V175L233 174ZM239 172V171H238ZM245 172V171H244ZM244 172H242V173H244ZM249 172H251V171H249ZM264 172V171H263ZM251 173H253V172H251ZM251 173H250V175H251ZM178 174H180V172L178 173ZM187 174H189V173H187ZM240 174V173H239ZM256 174V173H255ZM255 174H252V176L251 177H253V175H255ZM67 175V174H66ZM85 174H83V176H84ZM234 175V174H233ZM235 175H237V172H235ZM241 175H243V174H240V175H237V176H241ZM246 175V174H245ZM244 175V176H245ZM250 175H249V178H250ZM260 174H258V172H257V175H256V178L259 176ZM261 175H263V174H261ZM185 176V175H184ZM183 176V177H184ZM85 177H87V174L85 175ZM233 177V176H232ZM231 177V178H232ZM261 177V176H260ZM263 177H264V175H263ZM83 179H84V181H85V178L84 177H82ZM235 178V177H234ZM233 178V182H235L236 180ZM254 178V177H253ZM256 178L254 179V180H256ZM244 179V178H243ZM252 179V178H251ZM260 180L262 179V178H259ZM258 179V181H260ZM231 180V179H230ZM240 180H242V179H240ZM240 180H239V182H240ZM253 180V179H252ZM251 180V181H252ZM263 181H264V179H262ZM261 180V181H262ZM83 181V182H84ZM108 181H109V183H108ZM245 181V180H244ZM249 181V180H248ZM257 181V180H256ZM257 181V182H258ZM262 181V182H263ZM243 182V181H242ZM121 183V184H120ZM235 183H237V182H235ZM249 183V182H248ZM252 183H255V182H251V186H253L252 185ZM82 183H78V185H81ZM242 184V183H241ZM256 184V183H255ZM246 185L247 184H244V186L246 187ZM258 186H255L256 188L257 187H259L260 186V183H258L257 184ZM77 185H75V186H73V187H71L70 188V191L69 192H76V195L78 194V192L80 191V187L82 188L83 186L81 185V186H79L78 187V189H79V191L77 190V189H75V187H76ZM110 186V187H109ZM239 186V185H238ZM248 186V185H247ZM242 187H243V184H242ZM241 187V189H243ZM262 187V186H261ZM72 188H74V189H72ZM77 188V187H76ZM102 188H103V190L104 191H102ZM225 188V187H224ZM235 188V187H234ZM252 188V187H251ZM264 188V187H263ZM69 189V188H68ZM237 189H238V187H237ZM246 189H247V187H246ZM252 189H255L254 187L252 188ZM95 190V189H94ZM244 190H245V188H244ZM51 191V190H50ZM55 191H57V190H55ZM65 191V190H64ZM102 191V192H101ZM108 191V190H107ZM106 191V192H107ZM99 192H101L102 194H103V197H100V194H99V197H98V193ZM105 192V193H106ZM240 192V191H239ZM251 192H253L252 190H251ZM256 192V191H255ZM55 193H57V192H55ZM228 193V192H227ZM246 193V192H245ZM58 194V193H57ZM61 194H63V195H61ZM107 194V193H106ZM254 195H255V193H253ZM253 194H251V197H253ZM59 195V194H58ZM57 195V196H58ZM65 195L67 196V193H60V196H59V199L61 198V201L62 200H64V197H65ZM75 195V196H76ZM226 195V194H225ZM225 195H223V193H222V197H224L225 198V200L226 201H224V199L222 198V199H220L221 201V203H219V207H220V204L221 205H223V203H222V201H224V204H226V206H221V207H223V208H221V211L223 210L224 212H225V207H228V206H230L231 207V204L233 203V202H236L235 200H234V197H231L230 196V194L228 195L227 194V197L225 196ZM237 197H239L240 195H239V193H237ZM246 195V194H245ZM69 196V195H68ZM73 196V195H72ZM102 196V195H101ZM108 196V197H109ZM233 196V195H232ZM248 196H250V194L248 195ZM56 197V196H55ZM55 197H53V198H55ZM78 197V196H77ZM98 197V198H97ZM231 197V201H232V199L234 200V201H229V198ZM236 197V196H235ZM49 198V197H48ZM57 198V197H56ZM221 198V197H220ZM226 198H228V199H226ZM248 198V197H247ZM250 198V197H249ZM79 199V198H78ZM106 200H104V201H106ZM243 200V199H242ZM247 199H245L244 201H246ZM49 201V200H48ZM53 201V200H52ZM77 201V200H76ZM164 201V202H163ZM248 201V200H247ZM255 201V200H254ZM54 203L53 204H55L56 202L55 201H53ZM106 202V203H107ZM163 202V203H162ZM226 202V203H225ZM230 204H229V203ZM249 202V201H248ZM37 203H39V202H37ZM60 203V202H59ZM59 203H57V206L60 208V206H59ZM74 203V202H73ZM73 203H70V204H73ZM97 203V204H98ZM106 203H104L105 205H106ZM168 203V204H167ZM252 203V202H251ZM26 204V203H25ZM51 204V203H50ZM229 204V205H228ZM235 203H233V205H234ZM245 205H247L246 204V202L244 203ZM248 204H250V203H248ZM254 203H252L251 205H253ZM45 205V204H44ZM56 205V204H55ZM60 205H61V203H60ZM98 205H101V204H98ZM176 205V204H175ZM228 205V206H227ZM232 205V206H233ZM50 205L48 204V207H49ZM66 206V205H65ZM102 206H104V205H102ZM35 207H37L36 205H35ZM51 207V206H50ZM101 208V209H100ZM234 208H235V213H233V212H231L230 211V209H229V212L228 213H230V214H228L227 213V216L225 217L226 219L228 218L229 219V217L231 218V217H234L235 218V225L233 226L232 224H233V222L232 221H234L233 219L231 220V221H229L228 219H227V222L229 221L230 223L229 224H231L232 226H223V225H220L219 224V226H220V229L218 230L217 229V227H216V229L219 231H217L216 232V234L215 233H212V234H214V235H217V233H218V235H217V237L219 236H224V241L223 240H221V244H222V249H215V250H217V252H213V253H210L209 254V251L207 250V248H206V255L208 256V258H205V257H207V256H205L204 258H205V260H204V258H203V261H206V263L205 264H237V263H239L238 261L239 260H241V257H242V255L243 254H246L245 253V251H244V248L248 245V243H249V255H248V259H250L249 261V264H264V239L263 238H259V235H260V237H262V236H264L263 235V233H262V236H261V234L258 232V236L257 237H255V236H250V235H248V232L250 231V230H248V229H246L245 231H247L248 230V232H246V233H244L245 231H244V229L246 228V227H244V229H243V227L242 226H244L243 224L245 223L246 225L248 224V225H250V227L252 226L251 224L252 223H254L253 221H252V223L250 224L249 223V221L250 220H246L245 218H247V216L249 215L250 216V214H252V213H250L249 211L251 210H249L248 212L250 213V214H248V212L247 211H245V212H247L246 214H247V216L245 217V213H244V208H242V205H239V208L236 206H234ZM234 208H233V210H234ZM254 208V206L252 207V209ZM58 209V208H57ZM57 209L55 208V209H53L52 208V210L54 211V210H56L57 211ZM178 209V208H177ZM256 209V208H255ZM59 210V209H58ZM227 210V209H226ZM237 210V211H236ZM223 211H222V213H223ZM253 211V210H252ZM48 212V211H47ZM58 212V211H57ZM178 212V211H177ZM177 212H175V213H177ZM255 212H256V210H255ZM166 213H168V215H169V217H171L170 216V214L171 215H174V217H175V219L173 218V216H172V218L170 219V218H167L168 217V215L166 214ZM224 214V213H223ZM47 215V214H46ZM109 215V216H110ZM167 215V216H166ZM226 215V214H225ZM108 216V217H109ZM248 216V217H249ZM52 217V216H51ZM223 217H224V215H223ZM43 219L44 218H42V221H43ZM49 219V218H48ZM51 219V218H50ZM109 219H108V222H110L109 221ZM155 219H156V221H155ZM168 219H170V220H168ZM221 219V218H220ZM251 219H253L252 217H251ZM53 220V219H52ZM172 220H174V221H172ZM224 220V219H223ZM222 220V221H223ZM246 220V222H244ZM5 221H6V217H5ZM40 221V220H39ZM39 221H38V223H39ZM220 221V220H219ZM221 221V222H222ZM225 221V220H224ZM247 221H248V223H247ZM34 222V221H33ZM236 222H237V226H236ZM49 223V222H48ZM156 225H155V224ZM224 223H226V222H223L222 224H224ZM5 224V223H4ZM4 224H3V226H4ZM90 224H91V222H90ZM113 224V223H112ZM226 224H228V223H226ZM242 224V225H241ZM7 225V224H6ZM47 225H51V222H50V224H47ZM111 225V224H110ZM155 225V226H154ZM2 226V225H1ZM2 226V230L4 229V227ZM36 226H37V224H36ZM108 226H109V224H108ZM112 226H111V228H112ZM218 226V225H217ZM218 226V227H219ZM221 226H223V227H221ZM253 226H254V224H253ZM188 228H189V231H191L192 232V237H193V235H194V233L195 232H198L199 230L197 229V226L195 227V226H192V227H195L197 230L195 231V232H193V230L191 229L190 230V226H187ZM203 227H206V226H203ZM212 226H210V228H211ZM249 227V228H250ZM179 228H180V230H179ZM188 228H185V229H188ZM207 228V227H206ZM255 228V227H254ZM204 229V228H203ZM215 229V230H216ZM251 229V232H253L254 233V231H252V227L250 228ZM258 229H259V226H258ZM264 229V228H263ZM201 230V229H200ZM212 231H213V229H211ZM210 230V231H211ZM111 231H114L113 230V228H112V230ZM180 231V232H179ZM205 231V230H204ZM244 231V232H243ZM261 231V230H260ZM214 232V231H213ZM251 232H250V234H251ZM263 232V231H262ZM184 233V232H183ZM206 233V232H205ZM204 233V234H205ZM109 234V233H108ZM111 235H112V233H110ZM109 234V235H110ZM117 234V235H116ZM185 234V233H184ZM189 234V233H188ZM187 234V235H188ZM187 235H185V236H187ZM206 235V234H205ZM205 235H203L204 237H207V235L205 236ZM254 235V234H253ZM191 237V236H190ZM199 237V238H198ZM221 238V237H220ZM96 239V240H95ZM179 239V240H178ZM190 239V238H189ZM196 239V238H195ZM206 239V238H205ZM204 239V240H205ZM222 239V238H221ZM107 240H106V243H107ZM193 240H194V238H193ZM207 240H208V238H207ZM182 241V240H181ZM181 241H180V243H181ZM206 241V240H205ZM218 241V240H217ZM220 241V240H219ZM1 242V241H0ZM187 242H188V240H187ZM191 242V241H190ZM194 242V241H193ZM207 242V241H206ZM206 242H205V244H206ZM213 242V244L215 243L214 241H212ZM216 243H218V242H216ZM103 244V243H102ZM193 244V243H192ZM220 244V243H219ZM97 245V244H96ZM95 245V246H96ZM97 245V246H98ZM104 245V244H103ZM106 246H107V244H105ZM214 245H216V244H214ZM96 246V248H98ZM208 246V245H207ZM210 246H211V249H212V247H214L213 245H211V243H210ZM210 246H208V248L210 247ZM217 246V245H216ZM220 246V245H219ZM218 246V247H219ZM180 247V248H179ZM200 247L198 248V250L200 249ZM221 247V246H220ZM99 249V248H98ZM109 250V256L107 255V251ZM195 249V250H194ZM203 249H204V247H203ZM202 248H201V251H204ZM210 249V248H209ZM98 251V250H97ZM207 251H208V253H207ZM212 251V250H211ZM210 251V252H211ZM3 252V251H2ZM98 252H101L100 250L98 251ZM244 252V253H243ZM104 253H105V255H104ZM248 253V252H247ZM37 254V253H36ZM201 255H202V253H200ZM200 254H199V256H200ZM103 256V257H102ZM108 256V257H107ZM246 256V255H245ZM97 257H96V259H97ZM244 257V256H243ZM102 258V259H101ZM200 257H198V260H200L199 259ZM247 258V257H246ZM95 259V258H94ZM97 259V260H98ZM207 259V260H206ZM243 259V258H242ZM201 261V264H202V260H200ZM245 261H247V260H245ZM198 262V263H197ZM241 262H242V260H241ZM243 263V262H242ZM242 263H240V264H242ZM246 263V262H245ZM30 264H31V261H30Z\"/></svg>", "mask_w": 264, "mask_h": 264}]
</instances>
